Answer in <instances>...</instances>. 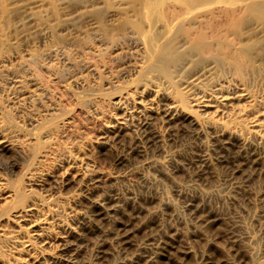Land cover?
Wrapping results in <instances>:
<instances>
[{"label": "rangeland", "instance_id": "rangeland-1", "mask_svg": "<svg viewBox=\"0 0 264 264\" xmlns=\"http://www.w3.org/2000/svg\"><path fill=\"white\" fill-rule=\"evenodd\" d=\"M260 2L0 0V264H264Z\"/></svg>", "mask_w": 264, "mask_h": 264}, {"label": "bare ground", "instance_id": "bare-ground-1", "mask_svg": "<svg viewBox=\"0 0 264 264\" xmlns=\"http://www.w3.org/2000/svg\"><path fill=\"white\" fill-rule=\"evenodd\" d=\"M195 1V0H194ZM245 12L249 15H254L256 18H259L261 20H264V2H260L258 4H252L249 6H246ZM225 13V12H224ZM210 15V14H209ZM202 17V16H201ZM221 17V16H220ZM223 17V16H222ZM224 19V17H223ZM212 20V19H210ZM222 21V20H221ZM227 21V20H226ZM231 21V20H230ZM207 23V21L204 22V24ZM210 23V21H209ZM216 23V22H215ZM227 23V22H226ZM220 24V23H219ZM224 24V23H223ZM199 25H202L199 24ZM210 25V24H209ZM182 26V25H181ZM192 26V25H191ZM214 26V24L212 25ZM217 27V24H215ZM227 26V25H226ZM230 26V25H229ZM247 26V17L246 16H239L233 19L232 23V33L234 32L236 35H238V32L241 33V31ZM163 27V26H162ZM180 28V27H179ZM184 28V27H183ZM215 28V27H214ZM228 29V27H226ZM192 29V28H191ZM197 29V28H196ZM205 29V28H204ZM204 29L197 32L196 37L194 38L192 44L190 45L188 49V53H196V54H203V53H213L215 50V47L211 42H209L210 39L214 40L216 44L219 46V49L217 50V53L219 55V58L221 61L232 65L237 70H241L245 65L255 62L256 56L259 55L262 56L264 54V39L254 41L251 43H245L243 44L239 49H233V46L225 41V38L217 33H212L209 35ZM207 29V28H206ZM217 29V28H215ZM219 29V28H218ZM214 30V29H213ZM178 31V30H177ZM253 31V30H252ZM153 33V32H152ZM196 33V32H195ZM226 34V33H225ZM254 34V33H253ZM193 35V34H192ZM235 35V36H236ZM240 35V34H239ZM238 35V36H239ZM261 35V34H260ZM231 36V33H230ZM234 36V35H233ZM194 37V36H193ZM250 37V36H249ZM190 38V37H189ZM230 38V37H229ZM256 38V37H255ZM175 39V38H174ZM192 39V38H191ZM189 39V40H191ZM188 40V43H189ZM242 40V39H241ZM244 40H247V38ZM163 42V41H162ZM248 42V41H247ZM185 44V43H184ZM169 45V44H168ZM160 47V46H159ZM167 47V46H166ZM165 47V49H166ZM170 47V46H169ZM182 47V46H181ZM166 54V60L169 62L172 66H179L182 61L186 60L187 52H165ZM191 56V55H190ZM199 58V57H198ZM164 59V58H162ZM259 60V59H258ZM192 62V61H191ZM186 66V64H185ZM174 68V67H173ZM185 68V67H184ZM177 72V71H176ZM225 98V97H224ZM222 105H229L232 102L231 98H225L223 99ZM209 103L203 104L202 107L208 108ZM169 106V105H168ZM217 107V106H216ZM180 107L175 105L172 107L173 110H177ZM210 108V107H209ZM232 108V107H231ZM171 109V110H172ZM207 112V111H206ZM216 112V111H215ZM171 113V112H170ZM173 113V112H172ZM185 115V114H184ZM176 116V115H175ZM211 116V115H210ZM168 117V116H167ZM180 117V116H178ZM190 120V124L193 126L198 127L199 120L195 117L188 116ZM175 118V117H174ZM185 120V119H184ZM172 121V120H171ZM115 132V131H114ZM196 134V133H195ZM154 135V134H153ZM153 137V136H152ZM108 138V137H107ZM120 138V137H119ZM235 140V139H234ZM233 141V140H232ZM238 141V140H237ZM151 143V142H150ZM240 143V142H239ZM247 145V144H246ZM255 147V146H254ZM138 148V147H137ZM250 153V152H249ZM244 156V155H243ZM252 159V158H251ZM238 161V160H237ZM250 162V161H249ZM241 171V170H240ZM115 208V207H114ZM20 217V216H19ZM24 220V219H23ZM26 220V219H25ZM47 224V223H46ZM38 232V231H37ZM40 232V231H39ZM36 235V234H35ZM123 237V236H122ZM65 238V237H64ZM42 239V238H41ZM118 239V238H117ZM40 240V239H39ZM38 241V240H37ZM44 241V240H43ZM120 241V240H119ZM39 242V241H38ZM40 243V242H39ZM29 246V245H28ZM169 245L166 243L157 244L153 246L154 251L150 254L151 259L155 258L157 253H159L161 250L165 251L168 248ZM32 249V248H31ZM145 250V249H144ZM151 250V249H150ZM140 251V250H139ZM175 251V250H174ZM142 252V251H141ZM142 254V253H141ZM159 255V254H158ZM27 256V255H26ZM149 256V257H150ZM120 260V259H119ZM136 260V259H135ZM122 262V261H121ZM37 263V262H36ZM152 263V262H151ZM39 264V263H38Z\"/></svg>", "mask_w": 264, "mask_h": 264}]
</instances>
